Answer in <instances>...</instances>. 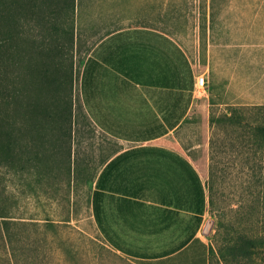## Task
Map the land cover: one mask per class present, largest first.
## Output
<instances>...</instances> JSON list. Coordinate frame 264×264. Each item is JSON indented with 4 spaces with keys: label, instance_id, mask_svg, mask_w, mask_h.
I'll return each mask as SVG.
<instances>
[{
    "label": "rangeland",
    "instance_id": "rangeland-1",
    "mask_svg": "<svg viewBox=\"0 0 264 264\" xmlns=\"http://www.w3.org/2000/svg\"><path fill=\"white\" fill-rule=\"evenodd\" d=\"M230 6L261 7L264 0H0V88L9 95L13 132L8 159L0 165V212L10 216L9 229L0 217V264H232L221 252L229 253L240 231H254L249 212L255 199L264 218V186L252 179L264 158L250 137L251 129L264 122V110L234 104L226 87L212 84L210 58L214 42L218 50L227 41L229 15L207 12ZM148 24L181 47L192 72H185L183 87L172 78L169 88L140 87L136 103L144 106L142 115L160 117L164 134L150 141L121 140L103 129L88 73L95 67L93 57L103 59L111 33V41L129 47L133 29H118ZM129 56L123 49L104 62L130 77ZM199 73L205 74L207 88L195 93ZM35 98L39 113L32 111ZM142 146L183 155L207 193L203 215L191 212L188 204L158 215L151 205L149 228L136 233L116 218L112 198L105 200L110 226L144 257L113 247L92 205L108 159ZM136 167L123 164L113 171L105 183L114 190L110 194L134 188ZM209 219L215 224L206 236Z\"/></svg>",
    "mask_w": 264,
    "mask_h": 264
},
{
    "label": "trees",
    "instance_id": "trees-1",
    "mask_svg": "<svg viewBox=\"0 0 264 264\" xmlns=\"http://www.w3.org/2000/svg\"><path fill=\"white\" fill-rule=\"evenodd\" d=\"M132 34L134 39H129V47H125V44L120 43L114 49L117 50V55L123 49L130 53L131 65L128 73L133 79L138 83L149 82L156 88H169L168 85L172 78L179 82L178 85L183 87V82L186 79L185 72L192 71L189 60L181 47L159 31L140 29L133 30ZM0 57L3 59L2 55ZM39 66L41 69V65ZM39 66L36 67V70H38V74H41ZM41 82L40 79L37 84L38 90H40L39 85ZM7 93L4 87L0 88V165H3L8 159L10 137L13 133L10 128V101ZM31 107L33 112L38 111L39 113L40 103L37 98H35V102ZM255 107L264 110V106ZM231 117L227 116V119L232 120ZM143 123L139 128H136L139 131L140 138H156L165 133L167 129L158 121ZM250 137L256 153L262 152L263 156L261 157L264 158V122L251 129ZM130 163L137 166L135 169V173H137L136 185L131 190L126 189L127 192L116 195L110 194L109 191L114 190L108 189L105 185L111 180L109 176L112 177L113 171H117L121 165ZM259 166L260 170L253 174L252 179L254 184H263L264 186V163ZM209 190L211 193L210 203L214 205L215 185L212 178L209 183ZM108 197L112 198L117 205L121 219L138 230L148 221L149 210L146 201H151L154 204V213L158 212V215L162 212L184 209L186 204H188L191 212L203 215L207 205L206 188L200 174L194 165L179 153L163 147L142 146L130 149L118 156L102 171L97 188L93 193L92 205L95 220L106 239L116 249L132 256H139L140 253L124 245L108 222L105 207V200ZM257 205L255 199L250 206L249 213L252 225L255 227L251 235H243L240 231L234 237L230 248L228 247L229 253H226V251L221 252V256L232 264H246L244 260L249 262L260 260L264 263V218L262 219ZM149 215H151V212ZM0 217L5 218L2 222L4 228L9 229L10 220H7V218L10 216L5 212H0ZM232 229L236 233L237 230L234 226H232ZM197 231L198 229L195 230V233ZM189 242L188 237L184 245ZM175 252L177 251L174 250L168 254L154 256V258L165 257ZM140 256H143V254Z\"/></svg>",
    "mask_w": 264,
    "mask_h": 264
},
{
    "label": "crops",
    "instance_id": "crops-1",
    "mask_svg": "<svg viewBox=\"0 0 264 264\" xmlns=\"http://www.w3.org/2000/svg\"><path fill=\"white\" fill-rule=\"evenodd\" d=\"M153 5L155 15L156 6L155 4ZM148 7L150 8V4ZM207 13L208 15H229L228 18H225L227 21L226 25H228V31L226 32L227 41L226 43H220L218 45L220 49L218 48V50L215 41L213 55L210 58L212 61L210 70L213 86L220 84L226 87L230 95L229 100L234 104L264 106V6H230L222 9L209 7ZM149 23H151L150 17ZM155 25L156 20H154ZM128 29L157 31L156 27H151V24L144 27H126L118 30L124 31ZM114 34L111 33L107 39V51L102 56L103 59L93 57L94 61L92 60V64L95 67L88 73L90 97L95 102L97 110L100 111L101 118L104 121L102 122L103 129L109 135L121 140L135 142L156 139L158 137L140 138L139 131L136 129L141 124H144L143 122L150 123V120H153L152 122L155 123L160 118L152 112L153 116L142 115L144 106L136 103L140 96H142L140 91L141 86L142 88L156 87L152 86L149 82L138 83L132 76L128 77L125 70H115L110 68L105 63L106 61L104 62V60L117 56V50L114 47H117L120 43L116 44L115 41H111ZM161 125L166 126L162 122ZM124 152L126 151H118L113 154L108 159L107 165ZM146 203L148 210L151 208V205L154 206L151 201H146ZM113 205L116 218L120 222H123L129 232H139L143 226H145L144 230L149 228L150 210L148 212L147 223L143 224L138 230L134 229L128 222L123 221L118 213L115 202Z\"/></svg>",
    "mask_w": 264,
    "mask_h": 264
},
{
    "label": "built area",
    "instance_id": "built-area-1",
    "mask_svg": "<svg viewBox=\"0 0 264 264\" xmlns=\"http://www.w3.org/2000/svg\"><path fill=\"white\" fill-rule=\"evenodd\" d=\"M207 88V80L205 74L199 73L196 76L195 82V93H201L202 91L206 90Z\"/></svg>",
    "mask_w": 264,
    "mask_h": 264
},
{
    "label": "water",
    "instance_id": "water-1",
    "mask_svg": "<svg viewBox=\"0 0 264 264\" xmlns=\"http://www.w3.org/2000/svg\"><path fill=\"white\" fill-rule=\"evenodd\" d=\"M215 220L214 219H209L203 229V234L206 236H209L211 234V231L214 227Z\"/></svg>",
    "mask_w": 264,
    "mask_h": 264
}]
</instances>
